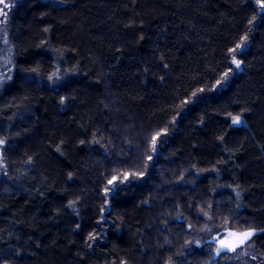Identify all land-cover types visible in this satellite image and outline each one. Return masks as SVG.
Wrapping results in <instances>:
<instances>
[{"label": "trees", "instance_id": "16d2710c", "mask_svg": "<svg viewBox=\"0 0 264 264\" xmlns=\"http://www.w3.org/2000/svg\"><path fill=\"white\" fill-rule=\"evenodd\" d=\"M8 28L0 264H238L207 225L264 262L256 0H21Z\"/></svg>", "mask_w": 264, "mask_h": 264}, {"label": "rangeland", "instance_id": "374dc122", "mask_svg": "<svg viewBox=\"0 0 264 264\" xmlns=\"http://www.w3.org/2000/svg\"><path fill=\"white\" fill-rule=\"evenodd\" d=\"M21 0H6L7 3L11 4L10 8H6L5 11L7 12V17L0 16V90L8 83H10L12 76H13V68H14V51L13 46L11 44L10 38H9V28H8V14L11 10V8L17 4ZM0 7H3V5H0ZM5 40L7 41L5 43ZM8 61H11V63H8ZM11 69V71H9ZM11 77V79H8L7 77ZM242 124V123H241ZM236 125V126H241ZM2 146L0 145V161H2V166H0V180L4 177V175L7 174V168L2 158ZM230 229L215 231L214 229H211L208 225L203 229L201 236L209 241L210 243L214 244L215 249L217 247L216 241H214L212 238L219 236L220 238H224L226 236L227 231ZM197 240V239H196ZM201 241V240H200ZM196 242V245H201L202 242ZM223 254H228L231 258V260L235 261L238 264H264V262H260L256 258L253 259V255L248 252L246 249V244L240 248H237L235 252L227 251ZM218 256L215 253L214 250V258H217Z\"/></svg>", "mask_w": 264, "mask_h": 264}, {"label": "snow or ice", "instance_id": "6c2138e0", "mask_svg": "<svg viewBox=\"0 0 264 264\" xmlns=\"http://www.w3.org/2000/svg\"><path fill=\"white\" fill-rule=\"evenodd\" d=\"M256 3L259 5V7L261 9H264V0H256ZM0 5H3V7H0V16H3L6 18L7 12L5 11V9L10 8L11 4L7 3L6 0H0ZM246 40H247V36L242 37L241 42L239 44H237L236 48L239 49V48L243 47ZM6 42L7 41L5 40V43ZM230 51L234 52V51H236V49H230ZM232 62L236 65L237 68H239L241 63H242V61L236 59L235 56L232 57ZM8 63H11V61H8ZM9 71H11V69H9ZM227 77H228V73L225 72L224 73V79H226ZM7 78L11 79L10 76ZM49 79L51 80L52 77H49ZM216 83H217V86H219L223 83V80H218ZM200 91H203V89H201ZM193 95H196V94L193 93ZM61 102H63V98H62ZM188 102L189 101H185L184 103H188ZM231 123L233 125H240L242 123L241 116L240 115L231 116ZM161 134H163V133H157L155 136L152 137V141H151L152 151H155L157 140ZM5 143H6L5 140L0 139V145H3ZM148 159L150 160L151 156H149ZM0 166H2V161H0ZM130 176H143V173L142 172H140V173H135V172L117 173L116 175H113L111 177V179L108 180V184L115 186V182L118 179L122 183L124 181H127ZM120 177H122V179H120ZM111 190L112 189L106 188L105 193L107 194V192H109ZM189 227H191V225H189ZM254 235H256L255 229H248V230H244V231L228 230L227 234H226V236H224V238H220L219 236L212 238L217 243L215 253L217 256H220L224 252H227V251L235 252L237 250V248L244 246L248 241H250ZM89 239L90 240L95 239V236L90 234ZM253 259H255V257H253Z\"/></svg>", "mask_w": 264, "mask_h": 264}, {"label": "water", "instance_id": "95a60500", "mask_svg": "<svg viewBox=\"0 0 264 264\" xmlns=\"http://www.w3.org/2000/svg\"><path fill=\"white\" fill-rule=\"evenodd\" d=\"M233 63V62H232ZM234 64V63H233ZM235 65V64H234ZM237 71L240 72L241 71V65L239 68H237ZM106 211L104 212V214H106L109 211V207H108V202L106 203Z\"/></svg>", "mask_w": 264, "mask_h": 264}]
</instances>
